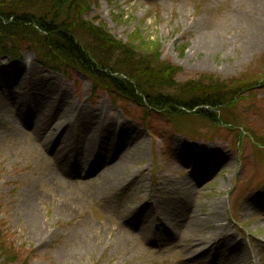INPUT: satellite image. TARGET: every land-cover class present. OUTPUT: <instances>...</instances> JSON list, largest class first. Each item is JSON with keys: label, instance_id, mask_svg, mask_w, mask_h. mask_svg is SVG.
Masks as SVG:
<instances>
[{"label": "rangeland", "instance_id": "1", "mask_svg": "<svg viewBox=\"0 0 264 264\" xmlns=\"http://www.w3.org/2000/svg\"><path fill=\"white\" fill-rule=\"evenodd\" d=\"M87 18L122 41L158 45L163 60L184 69L181 78L247 76L257 84L236 104L239 124L218 129L194 114L149 115L83 74L40 65L30 50L22 59L1 57L0 263L221 264L230 256L264 264V0H92ZM63 108H71L68 121ZM37 114L40 134L29 124ZM67 128L82 142L110 136L121 151L134 152L115 183L100 186L97 157L96 172L79 174L89 157L83 147L63 151L74 178L49 161ZM213 160L222 167L209 165ZM215 204L219 220L209 217ZM152 205L158 219L149 215L151 233L127 228L126 214L139 220ZM192 212L202 218L194 228L184 222ZM218 224L220 233L211 229ZM199 238L200 250L212 244L205 255L192 252Z\"/></svg>", "mask_w": 264, "mask_h": 264}, {"label": "trees", "instance_id": "2", "mask_svg": "<svg viewBox=\"0 0 264 264\" xmlns=\"http://www.w3.org/2000/svg\"><path fill=\"white\" fill-rule=\"evenodd\" d=\"M91 1L0 0V58L22 59L30 50L40 65L83 74L149 115L184 119L194 114L218 129L221 122L239 124L235 107L257 84L252 77L181 78L184 69L163 60L158 45L122 41L102 22L88 19Z\"/></svg>", "mask_w": 264, "mask_h": 264}, {"label": "bare ground", "instance_id": "3", "mask_svg": "<svg viewBox=\"0 0 264 264\" xmlns=\"http://www.w3.org/2000/svg\"><path fill=\"white\" fill-rule=\"evenodd\" d=\"M61 115H62V118H64L66 121L70 120L71 108H68V110L63 108V110H61ZM35 117H36V123L32 124L31 122H29V124L35 133L40 134L42 132L43 126L41 124H39V122L42 119V117H41V114H37ZM91 117L92 116L89 115L88 121H90ZM105 119H107V118H105ZM108 123L111 125L115 124L116 119L109 117ZM102 129H103V127L101 126L97 130H98V132H100ZM65 134L67 136V139H66V142H65L62 150L58 151V152L53 151V153L51 152L52 154H51L49 161H51L55 166H57L58 169H60V171L64 175H68L69 177L71 176V178L72 177L74 178V175L76 173L71 168V167H73V163L66 161V159L63 155V153H64L63 151H68L70 149H75V150L77 149L78 150L80 147L81 148L83 147V151L88 153L89 157L87 159L81 161V164L79 165V174L82 175L85 172H87L88 174H91L93 172H96L97 166H95L96 161L94 162V160L96 157L100 158L99 166L101 165V167L98 169V171L95 174L97 175V178L102 179V183L100 184V186L103 188H105L106 185H110V184L116 182L117 177L119 176L122 167L125 166V164H127L130 161V158L134 155V152L132 150L121 151L120 148L117 147V145H115V143L113 142L114 139L110 136L102 137V139L100 141H97V137L95 136L90 142H88V141L85 142L84 140L82 142L81 141L82 135L79 132H78V134H79L78 135L76 131L70 132V128H67V131L65 132ZM43 146L45 148L50 147L49 143H45V144H43ZM101 149H113V151L117 152L118 155H108V156L103 155L104 152H102ZM184 150L186 151V153L191 152L190 148L185 147ZM206 151L210 155H214L216 152H219V150H217V149L212 150L213 152H210V150H206ZM80 156H82V155H80ZM213 163L215 165V168L222 167V164L218 160H213L212 162L208 161L209 165H211ZM92 164L94 165L93 168L90 169L89 171H87L86 168L91 166ZM94 168H95V170H93ZM255 203H257V198H253L251 200V205H254ZM248 209H250V207ZM146 212H147V216L142 217L139 220H138L137 214H135L134 217H130V213L126 214L124 224L127 226V228L129 227L130 229H132L135 233H138L139 235H146L148 233H151L154 230L153 229L154 227L151 224V222L148 221L149 215L154 214L153 216H154L155 220L158 219V216L156 215V212L154 211V205L148 207ZM174 213L176 214L175 218H176V221L178 222L177 224H180L181 222L179 221V218L181 217L182 213H180V210H178V209L175 210ZM171 215L172 214H169V216H171ZM209 217L217 218L219 220L220 208H219L218 204L211 206ZM201 219L202 218L198 214L192 212V216L190 213V215L184 219V222L187 221L189 223H192L193 228H194V225L196 223H200ZM213 221H215V220H212V222ZM211 229L214 230L215 232H218V233L222 232L221 226L219 224L216 227L211 226ZM216 238H217V236H214L213 240H216ZM203 243L204 242L202 241V238H199V241H196L194 249L192 252L200 253L201 255L207 254V252L209 251L208 248H211L212 244L208 243L205 248L200 250L199 247ZM228 250H230V249H228ZM209 254L210 253H208V256H209ZM231 259L232 258H230V256H225L224 260L221 264H237V261H238L237 259H232V260ZM181 264H191V263H181ZM200 264H207V263H200ZM210 264H213V263H210ZM217 264H220V263H217Z\"/></svg>", "mask_w": 264, "mask_h": 264}]
</instances>
